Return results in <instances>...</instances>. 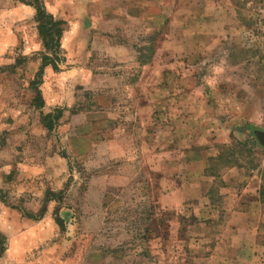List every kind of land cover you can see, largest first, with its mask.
Returning <instances> with one entry per match:
<instances>
[{"label":"rangeland","instance_id":"rangeland-1","mask_svg":"<svg viewBox=\"0 0 264 264\" xmlns=\"http://www.w3.org/2000/svg\"><path fill=\"white\" fill-rule=\"evenodd\" d=\"M43 2L39 75L0 0V264H264V0Z\"/></svg>","mask_w":264,"mask_h":264},{"label":"trees","instance_id":"trees-1","mask_svg":"<svg viewBox=\"0 0 264 264\" xmlns=\"http://www.w3.org/2000/svg\"><path fill=\"white\" fill-rule=\"evenodd\" d=\"M15 2L24 4L34 10V22L36 24V30L38 38L41 42L43 50L41 51V64L39 67L42 71L46 66L51 65L53 70H57L56 61L60 60L58 57V51L60 47V42L65 31L66 22L57 19L52 14L48 13L43 0H13ZM35 86H38L39 82H32ZM35 101L37 100V107L41 108L43 106L40 93L38 88L35 89ZM58 116H51L50 114L42 115L41 123L48 130H52L54 126V120ZM259 198L264 202V183L261 186ZM147 232V230H146ZM5 250L4 238L0 234V258L2 257Z\"/></svg>","mask_w":264,"mask_h":264},{"label":"water","instance_id":"water-1","mask_svg":"<svg viewBox=\"0 0 264 264\" xmlns=\"http://www.w3.org/2000/svg\"><path fill=\"white\" fill-rule=\"evenodd\" d=\"M258 142L264 146V132L262 131H257L254 133Z\"/></svg>","mask_w":264,"mask_h":264}]
</instances>
